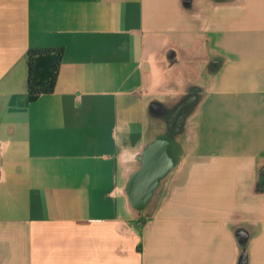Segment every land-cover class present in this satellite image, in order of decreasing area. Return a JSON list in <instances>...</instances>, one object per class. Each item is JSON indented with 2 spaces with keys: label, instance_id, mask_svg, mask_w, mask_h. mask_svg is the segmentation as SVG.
<instances>
[{
  "label": "crops",
  "instance_id": "obj_1",
  "mask_svg": "<svg viewBox=\"0 0 264 264\" xmlns=\"http://www.w3.org/2000/svg\"><path fill=\"white\" fill-rule=\"evenodd\" d=\"M0 264H264V0H0Z\"/></svg>",
  "mask_w": 264,
  "mask_h": 264
},
{
  "label": "trees",
  "instance_id": "obj_2",
  "mask_svg": "<svg viewBox=\"0 0 264 264\" xmlns=\"http://www.w3.org/2000/svg\"><path fill=\"white\" fill-rule=\"evenodd\" d=\"M64 47H33L28 52V94L31 101L55 91Z\"/></svg>",
  "mask_w": 264,
  "mask_h": 264
},
{
  "label": "water",
  "instance_id": "obj_3",
  "mask_svg": "<svg viewBox=\"0 0 264 264\" xmlns=\"http://www.w3.org/2000/svg\"><path fill=\"white\" fill-rule=\"evenodd\" d=\"M171 162L166 139H157L146 149L142 167L132 175L129 182V191L135 202L141 205L147 201Z\"/></svg>",
  "mask_w": 264,
  "mask_h": 264
}]
</instances>
